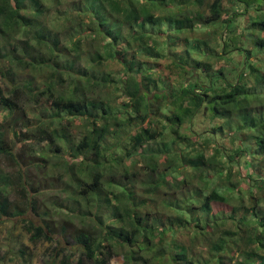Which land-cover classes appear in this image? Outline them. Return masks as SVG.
<instances>
[{"label": "trees", "instance_id": "1", "mask_svg": "<svg viewBox=\"0 0 264 264\" xmlns=\"http://www.w3.org/2000/svg\"><path fill=\"white\" fill-rule=\"evenodd\" d=\"M57 1L82 17L51 27L46 22L48 0H0V114L24 109V96L30 93L36 103L39 96L49 100L55 116L63 117L67 125L70 118H86V123L81 122L84 133L76 154L95 161L83 160L75 171L67 167L73 192L66 191L59 212L78 217L88 211L96 225L78 229L69 220L36 224L27 219L26 212H36L39 202L34 198L21 206L11 200V191L25 195V182L20 181L22 172L15 176L2 166L0 220L21 216L33 238L60 243L56 234L73 236L82 251L77 264H110L120 252L127 264H224L229 251L232 257L242 252V260L234 264H264V224L250 213L264 202V65L248 62L255 52L244 48L243 38L237 41L234 34L237 17L249 15L245 27L254 37L256 53H264V0H226L243 11L224 7L225 0H213L206 17L192 10L185 14L191 4L203 0ZM63 15L71 20L67 12ZM195 22L202 27L220 24V34L213 31L220 36L214 37L213 45L205 36L182 38ZM224 31L231 34L226 42ZM235 51L247 53L236 78L229 82L223 68L212 66L216 58ZM167 58L169 73L164 74L159 61ZM198 116L209 117L212 125L201 132ZM4 126L0 120V158L20 165L28 151L36 157L35 163L47 169L62 165L59 157L65 145L57 128L41 126L36 142L21 154L3 137ZM226 132L230 148L218 142ZM44 141L41 155L36 156L35 144ZM158 141L163 144L160 150L139 152L145 144ZM51 144L57 161L44 154L50 152ZM211 147L213 153L207 155ZM138 164L152 174L143 184L145 197L137 196L134 168ZM235 164L246 171L245 175L239 171L236 180ZM177 175L183 178L174 182ZM78 192L88 199L87 204L90 199L102 200L110 211L108 220L98 218L90 204L85 212L72 206L79 202ZM159 204L176 217L164 220L153 208ZM214 205L230 206L228 219L234 231L227 232L224 218L217 215L214 224L205 222ZM189 225L194 241L210 240L211 230L221 231L210 240L206 260L175 238ZM168 235L173 236V251L164 254L158 250L165 247ZM62 264H69L68 256Z\"/></svg>", "mask_w": 264, "mask_h": 264}, {"label": "rangeland", "instance_id": "2", "mask_svg": "<svg viewBox=\"0 0 264 264\" xmlns=\"http://www.w3.org/2000/svg\"><path fill=\"white\" fill-rule=\"evenodd\" d=\"M66 3L72 2V0H62ZM213 0H203L201 4L189 6L188 11L185 14H189V12L196 11L200 12L203 17L210 15L211 8L210 5ZM50 2V3H49ZM50 11L48 12L46 17V22L53 27L54 24H62L67 25L72 21H77L82 15L76 14L72 9L68 8L69 5L65 3H60L57 0H48ZM232 6L228 1L225 0L224 7ZM264 7V6H263ZM234 10L243 11V7H238L237 4L231 7ZM62 12V13H61ZM67 12L71 18V20H67L64 18L63 13ZM254 13V10L251 11ZM63 17V18H58ZM226 17V15H225ZM247 17L249 15H239L237 17L236 23L238 24L236 33V38L238 41L239 38H243V45L246 49H252L255 52V56H250L248 62L253 60L261 61L264 65V53H256L258 49L254 47L253 42V35L247 31L245 24L248 21ZM194 19V18H193ZM251 21V20H250ZM217 30V31H216ZM222 28L220 24L213 27H202L200 24L195 22L194 26L190 29L183 32L182 38L185 36H195V37H208L211 38L210 43L211 45L214 44L215 38L220 37L217 34H220ZM215 31V34L213 33ZM231 36L230 32L224 31L223 32V42L228 40V36ZM215 37V38H214ZM228 37V38H227ZM182 42L185 43V40L182 39ZM182 43V44H183ZM217 49L222 52V46L217 45ZM247 53V52H244ZM244 53L235 51L229 52L224 55V59H215L212 68L214 70H218L219 68L224 69V74L229 82H233L236 78L237 73L239 72L240 68L242 67L243 60H244ZM167 59H161L159 62L162 64V67L166 70L164 74H168L169 71L166 68V63H168ZM6 94L9 95L10 92L6 91ZM33 94L28 93L24 96L23 105L24 109H19L13 115H7V112L4 111L0 114V120L5 121V126L3 129L4 138L11 147L17 153L23 154L24 150L28 148L30 143H34L37 140V133L41 126L49 127V129L57 128L59 134L62 136L61 143H64L63 146V156L59 157L60 163L62 165L57 169H47L43 163L37 164L35 163L36 157L33 158L31 153L28 151L25 153L26 162L15 165L13 161L7 160L5 158H0L1 162L0 166L4 169L6 173H13L17 176L18 172H22V179L20 180L22 183L25 182L24 188L26 189L25 195H22L20 192L11 191L10 199L18 202L21 206H23L22 201L28 204L31 199H37L39 202V206L36 212L29 210L26 212L27 219L33 220L36 224H40L42 222H51L57 221L61 224L64 220H69L73 223V225L80 229L83 227L84 224L91 225L96 223L94 222L93 214H89L86 211L85 207L90 204L92 212H96L99 216L98 218L102 217L103 220L107 221L110 211L106 208V204L102 200L93 199L88 201L87 198L83 195L81 196L80 193H76L77 199L79 202H74L72 206L75 205V208H80L84 212L86 211L88 215L86 216H78L72 217L65 214V212H59L60 204L64 196H67V190L70 189L73 192V188L70 187L71 178L68 174L67 167H73L74 171L78 169L79 166L83 164V160L94 162L95 160L92 157H85L84 155H77L76 154V145L82 138L84 133V128L81 125V122L86 123V118L79 117V118H70L71 123L67 125L63 117L55 116V109L51 107L50 101L46 100L44 97L39 96V102L33 101ZM119 101V99H117ZM122 100V99H121ZM120 100V101H121ZM61 116V114H59ZM16 120L13 121V118ZM7 120V121H6ZM7 123L10 124L8 126ZM197 124L198 128L201 129V132L204 131L206 127L212 125V121L209 117L204 118V116L197 117ZM14 130L17 131V135L14 134ZM200 132V131H199ZM229 133L222 134L219 137L218 142L222 145L227 147H231V142L228 137ZM111 138V135H109ZM45 141L42 143L35 144V155L40 156L41 150L44 148ZM163 146L161 141L158 142H150L145 144L139 152L145 148V150H160ZM198 147L201 148V145L198 144ZM46 148V147H45ZM55 146L51 144L50 152L44 153L46 156H50V160L54 158V150ZM207 155H211L213 153V148H209L206 150ZM58 157L54 158V161H57ZM25 161V159H24ZM40 161L39 157L38 160ZM130 163V162H128ZM233 170V178L234 180L237 179L239 176V171L245 175L246 171L243 170L242 166L235 164L232 168ZM134 171H137L138 174V182L136 183V191L138 197H145L146 193L143 191V184L145 181H148L149 177L152 174L146 171L145 165L138 164L135 166ZM251 169L247 171L249 174ZM174 182H179L182 180L183 175H177L174 177ZM132 179H135L132 177ZM129 182L131 180H128ZM73 184V183H72ZM171 184V182H169ZM178 184V183H177ZM198 185V182L195 183ZM39 187L45 188L42 192L34 191L32 187ZM74 186V185H73ZM180 186V184H179ZM178 187V186H176ZM179 188V187H178ZM87 199V200H86ZM264 201V200H263ZM97 205H101L99 209H96ZM159 214L163 217L164 220H168V218H175L176 214L174 211L163 207L161 204L153 207ZM13 211V206L11 207ZM231 213V208L229 205H218L213 206L212 212L210 213V217L208 219L209 224H214L213 222L216 220L215 215L223 221V227L226 231H234L235 226L233 225L232 221L228 219L229 214ZM250 213L257 215L261 224H264V202H260L256 209H251ZM65 214V215H63ZM202 219V217H201ZM68 221V222H69ZM64 223V222H63ZM26 222L22 219L21 216L13 217H2L0 220V264H62L63 257L68 256L69 264H77L78 258L81 255V249L75 244V240L73 236L64 237L56 234L55 238L60 239V243H56L55 240L51 241L47 238H33L32 232L26 229ZM191 225L184 228L185 231L179 232L175 238L179 239L180 242L185 243L186 247H193L196 254L200 256L202 260H206L209 256V243L210 240H215L221 231H213L211 230L207 236L210 240L206 241H198L192 240L193 231L191 230ZM177 228V227H176ZM103 233V232H102ZM173 236L168 235L164 244L165 247H160L158 250L163 251L164 254H167L168 251L171 250V239ZM206 243V244H205ZM208 243V244H207ZM245 243L241 244V248L245 247ZM103 246L106 247V244L103 243ZM54 247L57 248L58 254ZM120 250V249H119ZM245 250V249H244ZM121 251V250H120ZM189 255H191L190 251H187ZM231 251L228 252L227 258L224 264H234L237 261L239 262L242 260L243 255L241 253H236L234 257L231 256ZM168 256L164 257L162 260L163 262H168ZM156 262V261H154ZM110 264H127L125 261V257L123 252L120 254L114 255L111 259ZM195 264H201V262H195ZM209 264V263H208ZM215 264V263H214Z\"/></svg>", "mask_w": 264, "mask_h": 264}]
</instances>
